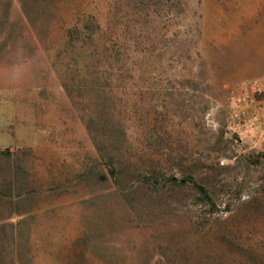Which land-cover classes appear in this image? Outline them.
<instances>
[{
	"label": "rangeland",
	"instance_id": "obj_1",
	"mask_svg": "<svg viewBox=\"0 0 264 264\" xmlns=\"http://www.w3.org/2000/svg\"><path fill=\"white\" fill-rule=\"evenodd\" d=\"M262 78L264 0H0V264H264Z\"/></svg>",
	"mask_w": 264,
	"mask_h": 264
},
{
	"label": "built area",
	"instance_id": "obj_2",
	"mask_svg": "<svg viewBox=\"0 0 264 264\" xmlns=\"http://www.w3.org/2000/svg\"><path fill=\"white\" fill-rule=\"evenodd\" d=\"M242 92L244 96L239 97L238 99L246 100L250 98V93L263 94L264 93V78L242 87Z\"/></svg>",
	"mask_w": 264,
	"mask_h": 264
},
{
	"label": "crops",
	"instance_id": "obj_3",
	"mask_svg": "<svg viewBox=\"0 0 264 264\" xmlns=\"http://www.w3.org/2000/svg\"><path fill=\"white\" fill-rule=\"evenodd\" d=\"M1 147V145H0ZM10 176L9 175H6V174H2L0 172V180L2 178H5L6 181L7 179L9 178ZM5 186L3 187L2 186V183L0 184V196H14V194L17 192L16 191V188L14 189L13 188V182H4ZM35 189V188H34ZM33 188H30L29 191H32ZM19 193V192H18Z\"/></svg>",
	"mask_w": 264,
	"mask_h": 264
}]
</instances>
